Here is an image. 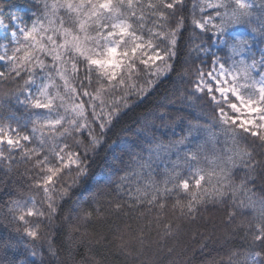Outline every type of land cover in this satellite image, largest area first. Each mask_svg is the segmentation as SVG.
<instances>
[{"label": "snow or ice", "instance_id": "snow-or-ice-1", "mask_svg": "<svg viewBox=\"0 0 264 264\" xmlns=\"http://www.w3.org/2000/svg\"><path fill=\"white\" fill-rule=\"evenodd\" d=\"M0 32V82L23 81L15 105L0 104V164L26 166L5 202L22 245L3 246L23 248L8 264H67L60 252L77 243L79 228L60 243L50 229L101 150L114 153L112 163L76 219L91 223L101 198L135 213L136 227L119 235L126 255L154 264L141 260L146 247L220 208L227 224L239 220L246 246L206 264H264V0H39L27 19L0 8ZM173 73L170 93L141 114L134 138L109 142L120 117Z\"/></svg>", "mask_w": 264, "mask_h": 264}, {"label": "trees", "instance_id": "trees-1", "mask_svg": "<svg viewBox=\"0 0 264 264\" xmlns=\"http://www.w3.org/2000/svg\"><path fill=\"white\" fill-rule=\"evenodd\" d=\"M38 4L39 0H0V8H3L5 18L9 15H19L27 19L28 14L38 11ZM184 14L187 15V11ZM5 22L7 23V19ZM187 35L188 33L185 32L178 43V56L175 61L177 70L180 69L186 58ZM0 70H4L3 66H0ZM176 79V74L173 73L169 79L163 81L155 92L147 98L137 101L130 110L123 114L112 131L108 133L109 142L115 140L117 136L134 138V133L131 130L137 126L141 114L162 102L166 94L170 93L171 85ZM22 84L23 81H17L15 84L0 82V93L8 94L5 99L0 100V104L15 105V99L11 93L17 91ZM182 115L188 116L189 119H195L188 113H182ZM122 129L128 131H122ZM176 131L179 132L180 128H177ZM257 149H259L258 145ZM116 154H119V150L116 151ZM113 156L112 151L101 150L92 164L90 178L75 193L72 200L62 205L60 215L51 226L50 230L55 233L57 243L64 240L73 226L79 228V232L72 233V238L77 243L72 244L71 247L65 243L60 252V259L67 261V264H75L81 257H85L88 264H94V262H98V264H141L134 254L128 256L118 247L120 244L119 235L125 224H132L133 228L136 227L137 221L133 219L135 213H129L127 208L117 212L103 203V198H101V214L94 217L91 223L76 219L80 208L93 206L94 202L90 196L95 191L98 181L101 184L104 183L101 176L106 174L105 169L112 163ZM6 167V165L0 164V264H8L9 261L18 257L19 252L23 251L22 246L17 249L3 246L9 241L14 245H22L20 234L15 231V224L5 215L4 210L9 194L23 186L25 178L20 173L26 166L13 165L11 171H6ZM256 190L259 191L258 185H256ZM74 202H78L80 207L78 208ZM144 211L147 212L146 209ZM126 213L128 214L126 215ZM245 216H250V213L246 212ZM169 218H171V213H169ZM238 223L239 220L232 225L227 224L224 209L209 208L208 211L201 212L196 223H182V231L175 239H170L159 246L146 247L141 260L152 261L154 264H206L207 261L213 259L219 261L221 258H226L230 248L246 246V242L242 239L244 229L236 228ZM234 228H236L235 231H233ZM81 233H87V235L81 237ZM149 237L155 239L156 231L153 230ZM27 242L26 239L23 241V243ZM202 244L205 245L203 251H201ZM137 247L138 245L134 244L129 250L135 253ZM168 248H171L172 252H168Z\"/></svg>", "mask_w": 264, "mask_h": 264}, {"label": "rangeland", "instance_id": "rangeland-1", "mask_svg": "<svg viewBox=\"0 0 264 264\" xmlns=\"http://www.w3.org/2000/svg\"><path fill=\"white\" fill-rule=\"evenodd\" d=\"M3 35V33L2 32H0V36H2ZM1 71V70H0Z\"/></svg>", "mask_w": 264, "mask_h": 264}]
</instances>
